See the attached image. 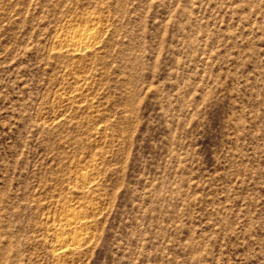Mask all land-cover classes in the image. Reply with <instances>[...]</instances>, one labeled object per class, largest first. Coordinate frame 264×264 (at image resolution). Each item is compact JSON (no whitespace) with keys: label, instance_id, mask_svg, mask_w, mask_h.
I'll list each match as a JSON object with an SVG mask.
<instances>
[{"label":"rangeland","instance_id":"374dc122","mask_svg":"<svg viewBox=\"0 0 264 264\" xmlns=\"http://www.w3.org/2000/svg\"><path fill=\"white\" fill-rule=\"evenodd\" d=\"M0 264H264V0H0Z\"/></svg>","mask_w":264,"mask_h":264},{"label":"bare ground","instance_id":"6f19581e","mask_svg":"<svg viewBox=\"0 0 264 264\" xmlns=\"http://www.w3.org/2000/svg\"><path fill=\"white\" fill-rule=\"evenodd\" d=\"M91 37H92L91 34L89 35L88 33L86 34V32L79 31L73 35V38L69 40L70 41L69 43L70 45L75 46L76 48L77 47L79 48L82 42L89 40Z\"/></svg>","mask_w":264,"mask_h":264}]
</instances>
